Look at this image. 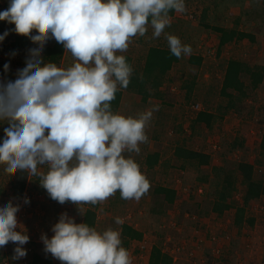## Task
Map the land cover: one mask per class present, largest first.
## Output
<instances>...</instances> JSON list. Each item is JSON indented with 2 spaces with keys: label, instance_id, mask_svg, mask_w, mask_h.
<instances>
[{
  "label": "clouds",
  "instance_id": "9594fccd",
  "mask_svg": "<svg viewBox=\"0 0 264 264\" xmlns=\"http://www.w3.org/2000/svg\"><path fill=\"white\" fill-rule=\"evenodd\" d=\"M173 10L185 12L184 0H10L0 21L14 25L12 31L38 47L28 50L14 80L0 79V121L7 122L0 142L4 173L39 177L40 186L61 205H96L117 191L121 199L140 200L150 183L124 153H140L157 109L136 117L113 113L118 86L126 89L133 72L117 53L127 51L131 38L145 36L149 23L152 38H159ZM8 35H0V42ZM49 39L71 54L70 66L44 63ZM166 39L177 58L192 54L178 37L168 34ZM9 67L4 65L5 73ZM28 203L24 197L23 204ZM19 211L20 203L11 199L0 206V249L14 244L13 260L27 256L24 245L30 239L18 225ZM115 223L123 220L117 217ZM51 231L50 239L41 236L44 251L61 264H132L121 233L111 227L99 232L62 213Z\"/></svg>",
  "mask_w": 264,
  "mask_h": 264
},
{
  "label": "rangeland",
  "instance_id": "374dc122",
  "mask_svg": "<svg viewBox=\"0 0 264 264\" xmlns=\"http://www.w3.org/2000/svg\"><path fill=\"white\" fill-rule=\"evenodd\" d=\"M10 0H0V12L6 10ZM186 11L174 13L170 18V26L164 29L159 38L153 39V29L149 23L145 36L131 38L126 52L117 55H129L136 68L142 67L144 50L150 46L168 47L166 35H174L182 44L190 45L192 54L202 58L201 65H189L191 56H183L173 69L167 73L163 85L159 89L163 95V104L153 98L147 103H139L133 95L125 94L116 114L125 117H136L147 109L156 108L152 119L145 129L147 143L139 145L140 153L125 152L139 165L140 171L150 183V188L140 200L121 199L117 191L102 203L96 205H75L66 202L61 205L49 200L47 191L40 186L39 177L30 176L27 172H18L15 176L4 173L0 165V206L10 199L20 203L17 213L18 225L29 236V242L24 245L27 256L13 260L14 244L9 243L0 249V264H25L32 253H38L42 258H49L51 264H61L51 254H46L41 240L42 235L50 239L52 227L58 222L62 213L75 220L83 222L86 210L95 214L94 228L103 232L111 227L121 233L123 225L131 226L142 233L141 241H127L121 238L122 247L131 255L132 264H148L150 249L153 245L163 243V251L170 257L171 264H262L264 263V197L251 202L245 207V221L241 229L233 225L234 209L226 211L222 217L215 214L202 217L197 213L189 214L188 207L195 203L207 205L209 201L208 184L198 182L197 175L211 174L212 168L219 165H232L235 161H243L253 165L256 171L260 169L256 163L260 160L258 145L264 128V82L245 101L241 117L228 113L222 119H216L210 130L200 128L190 131V125L198 111L206 110L216 113L223 98L220 96L223 71L227 62L236 59L249 64L264 66V1L262 0H225L212 4L205 0H184ZM208 7L207 23L210 29L199 27L201 13ZM237 18H240L237 28L254 36V42L243 41L231 43L219 49V35L212 27L230 29ZM14 25L0 21V35L8 31L9 35L0 42V79L14 80L17 70L25 66L28 50L38 47L28 39L27 44L11 55L10 43L17 35L12 29ZM35 35L36 33H32ZM54 39H49L45 46L52 45ZM44 46V47H45ZM43 55V53H42ZM73 58L63 51L57 67H68ZM9 64V71L4 72V65ZM127 93V92H123ZM133 96V97H132ZM122 101V100H121ZM7 122L0 121V142L4 138L3 129ZM239 139L242 147L231 149L232 143ZM184 145L209 155L208 166L200 168V172L188 163L175 161L173 151L176 146ZM159 153L157 164L152 169L145 165L147 155ZM41 171L47 170V165L39 166ZM264 169V167H263ZM24 182L21 196H16L14 184ZM156 187L170 188L176 196L172 205L160 206V201L153 198ZM201 189V190H200ZM243 188L238 186L234 195V203L241 205ZM29 199L23 204V198ZM123 224H116V218ZM253 219V225L247 219ZM20 231V228H17ZM217 238L216 242L211 238ZM164 240V241H163ZM170 244V246L168 245ZM144 246V248H143ZM219 253L214 254V249Z\"/></svg>",
  "mask_w": 264,
  "mask_h": 264
},
{
  "label": "trees",
  "instance_id": "16d2710c",
  "mask_svg": "<svg viewBox=\"0 0 264 264\" xmlns=\"http://www.w3.org/2000/svg\"><path fill=\"white\" fill-rule=\"evenodd\" d=\"M212 4L218 3L219 0H205ZM264 1V0H262ZM175 11H170V18L174 16ZM208 7L206 6L201 13L199 27L202 29H210L207 23ZM240 18L235 20L234 25L230 29L221 27H212L211 29L219 35L218 47L223 48L227 44L237 43L242 40H249L254 42V36L251 33L240 31L237 26ZM35 33V32H34ZM27 37L21 36L10 43V52L22 49L28 42ZM64 48L56 41L52 45H47L43 50L44 63L57 64L59 59L63 55ZM126 58L127 63L133 69L130 77V83L126 89L119 88L115 94V99L111 102V108L114 114L117 113L120 102L122 100L123 92H127L134 96V99L139 103H147L149 99L153 98L159 100L163 104V95L159 89L163 85L165 76L176 65L180 58L174 56L168 47L162 46H150L147 47L144 55V61L142 67L136 68L133 65V60L129 55H123ZM202 58L199 56L191 55L188 59V64L201 65ZM23 68V67H22ZM21 68V69H22ZM264 82V66L258 64H249L236 59H231L227 62L223 71V78L221 82L220 96L223 98V102L218 105L216 113H211L206 110L198 111L190 125V131L194 132V129L198 126L205 130H210L216 119H222L228 113H233L238 117H241L244 111L245 101L250 99L252 93L255 92ZM243 143L239 139H236L231 149L236 147H242ZM258 153L260 160L257 161V165L260 170L256 171L253 165L243 162L235 161L230 163L232 165H219L212 168L211 174H203L196 176L198 182L208 184L209 187V201L208 204L200 205L195 203L193 208L188 207L189 214L197 213L200 216L205 217L210 213L222 217L226 211L234 209L233 225L238 229H241L245 221V207L251 202L257 201L261 197H264V128L261 132V139L258 145ZM175 161L188 163L194 166L198 171L201 167L208 166L210 163L209 155L196 151L193 148L189 149L184 145H178L173 151ZM159 153H153L147 155L145 158V165L148 169L154 168L158 162ZM200 172V171H199ZM20 178L14 189L16 190V196H21L24 190V182ZM238 186H241L244 190L241 200V205L234 203V195ZM153 198L160 201V206L172 205L176 196L174 190L165 187H156L153 190ZM52 203L57 201L52 200ZM254 220L247 219V223L252 226ZM89 227L95 226V214L92 210H86L83 215V222ZM121 236L124 238L125 244L127 241H141L142 233L137 231L128 225H123ZM164 241V240H163ZM170 246V244L168 243ZM1 260V257H0ZM25 264H51L49 258H42L38 253H32L27 258ZM148 264H171L170 257L163 251V243L160 245H153L150 249Z\"/></svg>",
  "mask_w": 264,
  "mask_h": 264
},
{
  "label": "crops",
  "instance_id": "0c3cea01",
  "mask_svg": "<svg viewBox=\"0 0 264 264\" xmlns=\"http://www.w3.org/2000/svg\"><path fill=\"white\" fill-rule=\"evenodd\" d=\"M223 1H225V0H219L218 2H222V3H223ZM226 1H227V0H226ZM207 16H210V15H207ZM240 31H241V30H240ZM243 32H246V31H243ZM243 41L246 42V41H249V40H242L241 42L244 43ZM249 42H250V41H249ZM251 43H252V42H251ZM227 45H228V44H227ZM225 46H226V45H225ZM143 50H144V54H143V56H144L145 53H146V50H147V49H143ZM187 62H188V60H187ZM125 94H129V93H123L121 103L123 102V99H124V95H125ZM130 95H131V94H130ZM132 97H133V96H132ZM133 100H134V97H133Z\"/></svg>",
  "mask_w": 264,
  "mask_h": 264
},
{
  "label": "built area",
  "instance_id": "2783aa9c",
  "mask_svg": "<svg viewBox=\"0 0 264 264\" xmlns=\"http://www.w3.org/2000/svg\"><path fill=\"white\" fill-rule=\"evenodd\" d=\"M201 190V189H200ZM211 241H213V242H216L217 241V238H215V237H212L211 238ZM143 248H144V246H143ZM214 254H216V253H219V249L217 248V249H214V252H213ZM262 264H264V263H262Z\"/></svg>",
  "mask_w": 264,
  "mask_h": 264
}]
</instances>
